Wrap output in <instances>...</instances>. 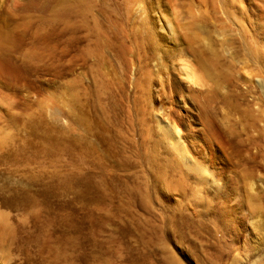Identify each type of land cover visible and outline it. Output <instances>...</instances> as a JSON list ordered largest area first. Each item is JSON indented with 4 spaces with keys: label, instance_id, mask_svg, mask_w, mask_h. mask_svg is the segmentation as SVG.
<instances>
[{
    "label": "rangeland",
    "instance_id": "1",
    "mask_svg": "<svg viewBox=\"0 0 264 264\" xmlns=\"http://www.w3.org/2000/svg\"><path fill=\"white\" fill-rule=\"evenodd\" d=\"M0 264H264V0H0Z\"/></svg>",
    "mask_w": 264,
    "mask_h": 264
},
{
    "label": "bare ground",
    "instance_id": "2",
    "mask_svg": "<svg viewBox=\"0 0 264 264\" xmlns=\"http://www.w3.org/2000/svg\"><path fill=\"white\" fill-rule=\"evenodd\" d=\"M176 144V143H175ZM198 168V167H197Z\"/></svg>",
    "mask_w": 264,
    "mask_h": 264
}]
</instances>
